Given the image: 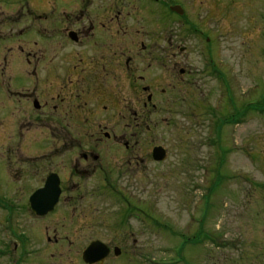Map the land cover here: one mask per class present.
I'll list each match as a JSON object with an SVG mask.
<instances>
[{
	"label": "flooded vegetation",
	"instance_id": "1",
	"mask_svg": "<svg viewBox=\"0 0 264 264\" xmlns=\"http://www.w3.org/2000/svg\"><path fill=\"white\" fill-rule=\"evenodd\" d=\"M219 3L0 0V130L10 131L0 133L6 148L0 207L8 209L10 219L43 222L64 203L60 220H73L88 192L82 189L118 192L120 181L129 180L126 173H140V164L151 157L141 136L159 124L161 113L174 116L177 107L187 105L197 82L193 77L208 74L204 59L210 55L193 54L191 43L204 37L207 14ZM216 57L217 51L210 74L221 80L212 65ZM49 178L56 181L57 200L38 215L46 200L38 205L31 198ZM7 186L12 197L3 191ZM249 222L264 229V214ZM44 231L52 247L64 243L55 232L48 236L47 227ZM121 255L110 253L103 264Z\"/></svg>",
	"mask_w": 264,
	"mask_h": 264
},
{
	"label": "rangeland",
	"instance_id": "2",
	"mask_svg": "<svg viewBox=\"0 0 264 264\" xmlns=\"http://www.w3.org/2000/svg\"><path fill=\"white\" fill-rule=\"evenodd\" d=\"M219 4L207 14L204 37L191 43L193 54L210 55L204 59L208 74L193 77L197 82L187 94V105L177 107L174 116L161 113L159 124L141 136L146 156L153 145H161L166 160L145 158L140 173L125 174L129 180L120 181L118 192L101 190L100 195L88 185L75 203L73 220H60L64 203L43 222L15 221L0 207V264H83L81 252L96 239L122 251L106 264H264V249L256 253L251 248L264 247V229L249 222L255 214H264V114L251 112L242 123L223 126L220 141L214 128L222 111L231 110L229 94L238 108L264 96V0ZM205 37L211 39L209 44ZM216 51L212 65L217 64L225 83L210 74ZM196 66L200 69L199 61ZM0 133L10 131L1 127ZM5 151L0 146V167L6 165ZM3 191L12 197L8 186ZM125 201L139 215L122 217ZM46 227L48 236L55 232L64 243L52 247ZM199 227L208 241L195 240ZM188 239L190 243L177 250Z\"/></svg>",
	"mask_w": 264,
	"mask_h": 264
},
{
	"label": "water",
	"instance_id": "3",
	"mask_svg": "<svg viewBox=\"0 0 264 264\" xmlns=\"http://www.w3.org/2000/svg\"><path fill=\"white\" fill-rule=\"evenodd\" d=\"M165 158H166V154L165 151L162 150V148L157 147L153 149L152 159L154 161L160 162L165 160ZM57 196H58V191L56 188V181L49 178L45 187L39 190L38 192H36L31 198V202L37 203L38 205L40 203L38 200H41L42 198L46 200V203L44 204L40 203V205H42L43 207V210L37 211L36 213L38 215H41L45 213L47 210H51L56 203ZM38 205L37 207L40 208L41 206L39 207ZM108 252H109L108 249H106L104 245H102L99 242H93L82 253V260L86 264L101 263L104 260V258L108 255ZM114 253L115 255H118L119 250L115 249Z\"/></svg>",
	"mask_w": 264,
	"mask_h": 264
},
{
	"label": "trees",
	"instance_id": "4",
	"mask_svg": "<svg viewBox=\"0 0 264 264\" xmlns=\"http://www.w3.org/2000/svg\"><path fill=\"white\" fill-rule=\"evenodd\" d=\"M223 79V78H221ZM230 105V108L231 109L230 111H228L227 113L224 112V115H221L219 116V118L216 119V122H215V136H216V139H219L220 141V136H221V129L223 126H226V125H235V124H240L242 123L245 119H246V116L248 113H257V114H261L264 112V96L261 97L260 101L254 103V104H247L245 107L243 108H236L232 102V96L229 97V103ZM234 113H233V111ZM233 113V115H232ZM212 114V112H211ZM221 113H219L220 115ZM218 140H216L215 142H219ZM218 149L220 151L221 148L218 146ZM222 163V162H221ZM213 173L216 175L215 171L213 170ZM211 189H212V186H211ZM210 189V191H211ZM209 196V194H208ZM207 196V197H208ZM172 234H175L174 232H172ZM198 236H200V234H198ZM187 241H183L182 243V247L185 245ZM180 246V249H182V247Z\"/></svg>",
	"mask_w": 264,
	"mask_h": 264
}]
</instances>
